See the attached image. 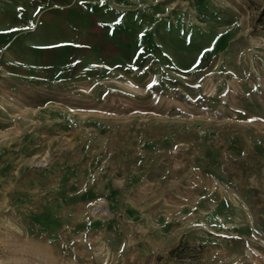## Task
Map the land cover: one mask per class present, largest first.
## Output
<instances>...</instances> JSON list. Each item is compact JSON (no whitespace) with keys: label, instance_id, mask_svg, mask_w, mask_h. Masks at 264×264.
Masks as SVG:
<instances>
[{"label":"rangeland","instance_id":"374dc122","mask_svg":"<svg viewBox=\"0 0 264 264\" xmlns=\"http://www.w3.org/2000/svg\"><path fill=\"white\" fill-rule=\"evenodd\" d=\"M36 4L0 27V264H264V0Z\"/></svg>","mask_w":264,"mask_h":264},{"label":"crops","instance_id":"0c3cea01","mask_svg":"<svg viewBox=\"0 0 264 264\" xmlns=\"http://www.w3.org/2000/svg\"><path fill=\"white\" fill-rule=\"evenodd\" d=\"M47 2L48 0H18V1H13V0H0V20H2L0 23V27H7L9 26L10 24H13V22L11 23V20L15 22V19L14 18V13H15V6L17 3H20V2H24V3H28L29 5L31 4V2L33 3V5L37 2V8L38 7H41V4L40 2ZM53 1H56V0H53ZM59 2L60 1H63V0H58ZM12 4V6H6V4ZM47 18H45L46 20ZM4 20V21H3ZM53 23V26H55L56 29H61V30H57L59 33L60 32H63L65 27H67V18L65 17H62L61 16H58V17H55V20L52 21ZM70 26V25H69ZM66 31V30H65ZM62 34V33H60Z\"/></svg>","mask_w":264,"mask_h":264}]
</instances>
